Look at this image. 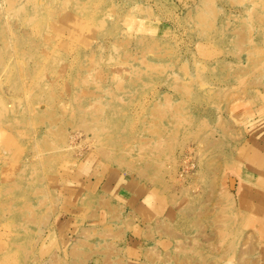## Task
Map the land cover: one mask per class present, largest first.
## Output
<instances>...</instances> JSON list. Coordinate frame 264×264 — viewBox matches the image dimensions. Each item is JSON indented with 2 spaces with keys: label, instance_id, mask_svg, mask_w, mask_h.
<instances>
[{
  "label": "rangeland",
  "instance_id": "obj_1",
  "mask_svg": "<svg viewBox=\"0 0 264 264\" xmlns=\"http://www.w3.org/2000/svg\"><path fill=\"white\" fill-rule=\"evenodd\" d=\"M0 264H264V0H0Z\"/></svg>",
  "mask_w": 264,
  "mask_h": 264
}]
</instances>
